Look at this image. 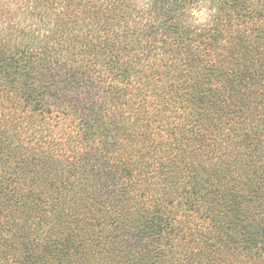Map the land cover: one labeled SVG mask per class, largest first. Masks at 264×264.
<instances>
[{"label":"trees","instance_id":"16d2710c","mask_svg":"<svg viewBox=\"0 0 264 264\" xmlns=\"http://www.w3.org/2000/svg\"><path fill=\"white\" fill-rule=\"evenodd\" d=\"M0 264H264V0H0Z\"/></svg>","mask_w":264,"mask_h":264},{"label":"clouds","instance_id":"9594fccd","mask_svg":"<svg viewBox=\"0 0 264 264\" xmlns=\"http://www.w3.org/2000/svg\"><path fill=\"white\" fill-rule=\"evenodd\" d=\"M199 15L201 17V22H203L204 20H206L209 17V14L207 13L206 10L199 13Z\"/></svg>","mask_w":264,"mask_h":264}]
</instances>
